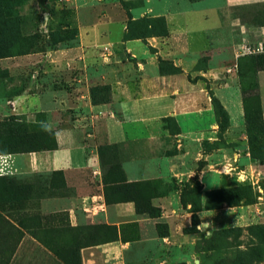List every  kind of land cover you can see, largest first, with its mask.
<instances>
[{
    "label": "rangeland",
    "instance_id": "obj_1",
    "mask_svg": "<svg viewBox=\"0 0 264 264\" xmlns=\"http://www.w3.org/2000/svg\"><path fill=\"white\" fill-rule=\"evenodd\" d=\"M133 5L132 9H139L138 3ZM107 13L130 19L137 15L119 0H0V124L11 118L10 130L37 137L34 143L16 142L17 147L54 148L60 129L71 130L79 144L97 146L105 201L133 200L137 213L147 220L122 227L123 241L130 243L127 264H159L161 259L163 264H264V122L255 79L256 70L264 68L258 65L264 64V54L236 62L240 79L229 72L231 62H226L218 80L202 76V70L207 72L217 63L210 55L198 58L193 75L203 82L213 117H187L181 122L212 120L215 127L180 136L177 119L166 118L170 137L150 146L160 158L163 178L128 183L123 161L143 144H108L101 125L97 130L89 119L78 121L73 71L57 75L43 71L46 54L77 46L79 32L91 29ZM127 25L133 35L138 29L147 34L150 25L161 30L163 24L138 19L128 20ZM255 25L263 26L264 19ZM62 60L66 61L58 62ZM29 87L31 94L46 100V111L14 115L10 102ZM96 92L107 94L105 87ZM62 98L64 108L53 101ZM104 100L93 95L92 102ZM1 142L0 157L12 158L6 175H0V264H79L76 240L101 234L103 226L87 223L76 228L68 212H43V197L68 193L63 175L27 173L20 154L6 152L10 141ZM27 234L40 243L21 250Z\"/></svg>",
    "mask_w": 264,
    "mask_h": 264
},
{
    "label": "crops",
    "instance_id": "obj_2",
    "mask_svg": "<svg viewBox=\"0 0 264 264\" xmlns=\"http://www.w3.org/2000/svg\"><path fill=\"white\" fill-rule=\"evenodd\" d=\"M119 1L137 15L130 19L126 14L117 17L107 13L98 18L91 29L79 32L77 46L46 54L43 71L54 75L67 69L73 71L75 103L81 118L78 121L89 119L95 122L97 130L101 125L108 144H143L136 155L123 161L128 183L163 178L160 158L152 154L150 146L170 137L166 118L177 119L180 136L206 133L215 127L212 120L205 124L181 122V118L187 117H213L203 82L195 80L193 75L198 58L210 55L217 63L207 72L202 70V76L218 80L227 69L226 62H231L229 72L234 71L239 77L236 62L243 57H238V52L247 39L258 33L261 26L257 27L255 21L264 19V0ZM135 3L139 4L137 10L132 9ZM138 19L159 20L162 29L150 25L147 34H141L142 29H138L129 35L128 20ZM60 58L66 61L60 63ZM255 79L264 122V68L256 70ZM103 87L106 95L93 94ZM31 88L10 102L14 115H29L34 109L46 111V100L31 94ZM93 95L97 101L105 100L93 103ZM55 99L66 107L64 98ZM56 140V149L20 154L28 166L27 173L49 177L60 172L66 182L68 193L42 198L43 212H68L76 228L87 223L92 227L103 226L101 234L76 240L80 264H127L130 243L123 241L122 227L133 222L145 224L147 220L137 213L133 200L105 201L97 146L90 149L79 144L68 129L58 130ZM9 158L0 157L1 176L6 175ZM153 203L160 204L158 199ZM83 219H87L86 223ZM27 236L20 243L21 250L28 251L40 243L33 236ZM23 255V252L17 253L15 259L20 260ZM161 260L159 264L165 261Z\"/></svg>",
    "mask_w": 264,
    "mask_h": 264
},
{
    "label": "trees",
    "instance_id": "obj_3",
    "mask_svg": "<svg viewBox=\"0 0 264 264\" xmlns=\"http://www.w3.org/2000/svg\"><path fill=\"white\" fill-rule=\"evenodd\" d=\"M257 56H260V55H257ZM258 65H259V67H261L264 64L258 62ZM11 120L12 119L9 118V119H6L5 121H3V123H1V124L5 127V129L4 128L0 129L2 132V133H0V141H3L1 143H6L7 141H10L9 142L10 147L6 148V152H8L10 154H24V153H33V152H41V151H46V150H53V149L57 148V144L54 148H46V149H37V148H30V147L24 148V147H20V146L19 147L14 146L15 143L19 142V141L22 143H23V141L34 143L36 141L37 137L35 135L30 134V133H21L20 130L19 131L17 130V132L15 130H10L8 128V126H9ZM55 173H53V175ZM20 224H21V221H20Z\"/></svg>",
    "mask_w": 264,
    "mask_h": 264
},
{
    "label": "built area",
    "instance_id": "obj_4",
    "mask_svg": "<svg viewBox=\"0 0 264 264\" xmlns=\"http://www.w3.org/2000/svg\"><path fill=\"white\" fill-rule=\"evenodd\" d=\"M255 37H257L256 40H251L249 38L241 45L238 52V57L264 54V25L259 28L258 33L255 34ZM0 168H2L1 164Z\"/></svg>",
    "mask_w": 264,
    "mask_h": 264
}]
</instances>
